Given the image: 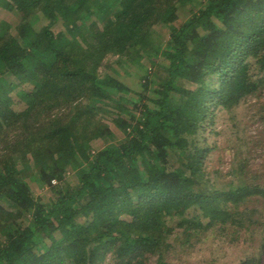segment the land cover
Masks as SVG:
<instances>
[{
	"label": "trees",
	"instance_id": "trees-1",
	"mask_svg": "<svg viewBox=\"0 0 264 264\" xmlns=\"http://www.w3.org/2000/svg\"><path fill=\"white\" fill-rule=\"evenodd\" d=\"M0 7L17 16L0 20V264H172L214 226L264 227V165L248 167L238 133L227 173L243 182L205 169L219 113L264 90V0ZM260 240L237 264H264Z\"/></svg>",
	"mask_w": 264,
	"mask_h": 264
},
{
	"label": "rangeland",
	"instance_id": "rangeland-1",
	"mask_svg": "<svg viewBox=\"0 0 264 264\" xmlns=\"http://www.w3.org/2000/svg\"><path fill=\"white\" fill-rule=\"evenodd\" d=\"M0 20H5L15 24L17 16L0 7ZM46 20L42 15L40 23L45 24ZM158 34L157 40L164 42L168 30L158 25L154 26ZM54 31L59 30V26L54 24L51 26ZM114 56L110 57V61ZM147 58L142 59V64L150 66ZM117 69V76L120 80L140 90V85L136 82V78L132 73L125 71L122 66L114 64ZM136 72L137 69L131 66ZM110 123V119L107 120ZM238 124V126H237ZM117 137H122V133L117 128L114 129ZM241 137V141L245 142L242 150L243 155L249 160V168L251 170L260 169L264 165V90L256 95L249 96L233 113L220 112L219 117L212 126V132H206L209 143L215 142L217 147L210 150L205 161L206 167L212 173L213 182L219 186L232 181V184L243 182L241 175L234 176L227 171L230 168L232 160L234 144H236L237 134ZM236 139V140H235ZM171 163H176L175 157H170ZM219 170L215 173L216 170ZM69 179L74 180L73 173H69ZM215 178V179H214ZM43 198L47 200L50 193L47 189L38 191ZM264 213V209H263ZM168 224L178 221L177 218L168 217ZM264 235V227H256L254 231H234L227 228L224 231L218 228H211L200 233L195 238H190L189 244H176L169 254L168 260L172 264H237L241 260L250 257V254H256L257 246H259L261 236ZM264 256V253L262 254ZM264 258V257H263ZM155 257L150 258V264H154Z\"/></svg>",
	"mask_w": 264,
	"mask_h": 264
}]
</instances>
